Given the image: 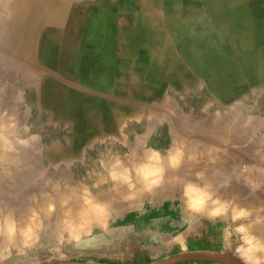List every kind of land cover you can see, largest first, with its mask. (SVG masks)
<instances>
[{"label":"rangeland","instance_id":"1","mask_svg":"<svg viewBox=\"0 0 264 264\" xmlns=\"http://www.w3.org/2000/svg\"><path fill=\"white\" fill-rule=\"evenodd\" d=\"M0 1L5 2L0 5V264H52L62 260L98 263L105 257L99 255L104 249L113 251L117 246L114 227L121 220H130L133 209L148 206L147 200L151 194L159 198L174 197L177 204L195 209L190 204L193 197L185 195L184 187H179L182 182L178 180L187 171L195 173V170L202 171L207 178L218 174V182L213 184L218 195L210 196L209 193L208 196L201 191L203 200L199 209H195L206 208L209 217H217L220 227L228 228L229 241L220 243V251L212 254L233 258L242 264H254L257 260L255 264H264V243H259L264 241V237H261V234L264 235V210L260 208H264V200L241 196L245 187L258 188V183L253 179L260 170L258 167H252V171L248 169L251 160L243 155L242 133L235 134L234 148L218 145L223 136L222 123L225 124L227 120L226 112H263V105L255 99L257 94L246 97L236 95L238 98L233 101L218 100L210 92V88L217 86L206 84L202 79H192L196 76V70L190 68L187 70V80L192 84H187L185 93H182V85L175 83L170 88L168 100L152 102L141 99L133 102L134 105L139 104V109L153 105L155 112L164 110L171 113L168 121L156 118L154 133L125 124L113 134L86 139L87 134L82 131L69 132V112H62V93H52L51 86L58 82L60 87H64L81 59L82 21L69 20L73 16L68 13V6L53 4L60 0ZM206 7L209 19L201 24L202 37L197 41H188V46L197 44L198 49L203 50L204 61L218 53L225 58L232 48V52L235 51V61L232 60L235 68L254 73L263 68L260 69L263 72L264 52L252 47L263 41L257 31L264 25L261 20L264 5H229L222 0L218 5ZM220 64L215 68L225 75L230 64L227 65L226 61ZM220 78L219 81H222ZM218 87L226 90L227 85L223 82ZM134 105L130 108V102L124 101V111L136 110ZM217 112L221 113L217 115ZM73 113L78 115L79 112ZM248 119L236 116L235 125L241 128L244 121L249 122ZM252 139L255 146L252 162L261 159L264 164V134H256ZM145 151L150 152V156ZM228 155L230 160L233 159L230 164L227 163ZM173 156L176 158L172 160ZM133 157L160 166L158 182L149 190L137 192V195L132 193L129 199L119 200L112 196L113 202L105 205V215L98 220L81 224L83 221L79 222L77 218L82 226L79 227L76 221V228L66 227L59 212L62 199L74 201L80 198L83 188H90L94 181L102 177L107 179L110 187L111 180L117 182L124 176H130ZM186 161L192 163L184 164ZM113 164L125 167V170L122 169L120 174L115 171L116 176L111 167ZM251 174L253 179L250 181L248 177ZM199 183L195 180L192 182ZM121 185L125 186L120 181ZM4 220L11 222L8 223L10 227ZM258 220L260 224H257ZM19 227H26L28 230L25 228L23 231L27 230L30 235ZM248 227L250 230L246 229ZM252 227H255L254 231H251ZM242 228L260 246L255 250L257 254L253 252L254 258L258 259L245 260L240 255L239 250L246 245L241 239ZM8 229L12 230H9L11 236L7 234ZM110 230L113 234L108 235Z\"/></svg>","mask_w":264,"mask_h":264},{"label":"crops","instance_id":"2","mask_svg":"<svg viewBox=\"0 0 264 264\" xmlns=\"http://www.w3.org/2000/svg\"><path fill=\"white\" fill-rule=\"evenodd\" d=\"M221 2L222 0L53 2L67 5L68 13L73 16L68 19L81 20L84 28L81 59L75 65L73 75L68 78L70 81L63 88L57 81L54 84L51 81L52 93H62V112H69V132L82 131L87 134L86 139H96L99 135L113 134L125 124H130L141 127L145 132L154 133L156 118L165 122L170 120L171 113L164 110L155 112L153 105L139 109V104L134 105L133 102L141 99L152 102L168 100L170 88L175 83L182 85V93H185L187 84H192L187 80V70L190 68L196 70V76L192 79H202L206 84L217 86L210 88L214 98L233 101L238 98L236 95L246 97L257 94L256 101L264 107V71L260 70L263 68H259L257 73L235 68V51L232 52L231 47L225 58L218 53L208 56L204 61L203 50H199L197 44H187L188 41H197L202 37L201 24L209 19L206 6ZM226 3L252 6L264 5V0H226ZM4 4L5 2L0 1V5ZM261 20L264 21V14ZM257 32L263 41L253 45L252 49L264 52V25ZM222 61L230 64L225 75L215 68ZM219 78L223 80L219 81ZM223 82L227 85L226 90L218 87ZM124 101L130 102V108L136 106V110L124 111ZM54 111L57 112L55 109ZM73 112L79 113L77 115ZM220 113L217 112V115ZM236 116L248 117L249 122L244 121L241 128L236 127ZM226 118V123L221 126V144L218 145L225 144L229 149L234 148L235 134L242 133L243 155L251 160L248 162V169L252 171V167H258L260 170L259 174L253 175L254 179L252 174L248 177L250 181L256 180L258 188L245 187L243 196L264 200V164L261 159L252 162V150L255 148L252 136L264 134V110L226 112ZM229 158L228 155L227 160ZM230 161L233 162V159H229L227 163L230 164ZM191 163L186 161L184 164ZM203 175L202 171H187L184 177L178 178L182 182L179 187L188 191L187 186L194 185L198 190H203L204 195L209 196L210 193V196H217L214 185L218 182V174L209 178L206 174ZM194 180L200 183L192 184ZM185 195L188 196L187 193ZM149 198L148 206L133 209L130 220H121L114 227L116 230L113 233L117 235L115 249H104L99 254L105 256L100 262H86L87 264H154L183 254L218 253L220 243L229 241L228 228L220 227L219 219L209 217L206 208L195 210L179 205L174 197L159 198L151 194ZM260 208L264 210L263 207ZM113 233L110 230L108 235ZM262 242L264 243L260 241ZM175 264L218 263L187 260Z\"/></svg>","mask_w":264,"mask_h":264},{"label":"bare ground","instance_id":"3","mask_svg":"<svg viewBox=\"0 0 264 264\" xmlns=\"http://www.w3.org/2000/svg\"><path fill=\"white\" fill-rule=\"evenodd\" d=\"M11 121V120H10ZM9 122V121H8ZM238 123V122H237ZM9 124V123H8ZM4 125H6V124H4ZM11 125V124H10ZM251 125V124H250ZM9 126V125H8ZM249 126V125H248ZM7 127V126H6ZM16 127V126H15ZM237 127V126H236ZM253 128V127H252ZM12 129V128H11ZM251 129V128H250ZM254 129V128H253ZM14 131V130H13ZM9 133V132H8ZM10 135V134H9ZM234 137V136H233ZM3 138V137H2ZM13 139H14V137H13ZM18 140V139H17ZM2 141V140H1ZM0 141V142H1ZM5 141H6V139H5ZM123 141V140H122ZM9 142V141H8ZM4 144V143H3ZM7 144V143H6ZM136 144V143H135ZM3 146V145H2ZM135 147V146H134ZM137 147V146H136ZM6 148H7V146H6ZM236 148H238V147H236ZM144 149V148H143ZM143 149H141V150H143ZM7 150V149H6ZM176 150V149H175ZM2 151H5V150H2ZM148 151V150H147ZM147 151H145V152H142V153H145V154H148V156H150V152H147ZM244 151V150H243ZM133 152V151H132ZM152 152V151H151ZM175 152V151H174ZM177 152V151H176ZM173 152H171V155H174V154H172ZM178 153V152H177ZM3 155V154H2ZM154 155V154H153ZM171 155H170V157H171ZM196 155V154H195ZM6 156V155H5ZM147 156V155H146ZM151 156H152V154H151ZM254 156V155H253ZM152 157H155V155L154 156H152ZM168 157H169V155H168ZM257 157V156H256ZM3 158V157H2ZM145 158V157H144ZM151 158V157H150ZM174 158H176V156H173L172 157V160L174 159ZM191 158V157H190ZM261 158V157H260ZM147 159V158H146ZM153 159V158H152ZM151 159V160H152ZM142 159L141 158H138V159H136V158H134L133 157V159H132V162L130 163L131 164V174H130V176H124V177H122L123 179L122 180H119V181H115V180H111L110 181V187H108V184H107V179L105 180V179H103V177H102V179H97L98 181H94V185L93 186H91L90 188H89V186L88 187H85V188H83L82 189V192H83V190H85L84 191V193H82L81 192V195L79 196V194L78 193H76V196H79L80 198H76V200H74V201H67L68 199H62V201H61V203H60V206H61V208H60V211L59 212H61V215H63L62 217H63V219H64V224H65V226L67 227H69V228H76L77 227V225H79V227L80 226H82L81 224L82 223H84L85 224V222H92V221H95V220H98V219H100V218H102V217H104V207H105V205H108V204H110L111 202H113V200H112V196H115V198H118L119 200L120 199H123V198H126V199H129L128 197H132V193L134 194V195H137V192L139 193L140 191H145V190H149V189H151L152 188V186H154L155 185V183L156 182H158V180H159V175H160V171H161V168H160V166H158L157 164H153V163H149L148 161H141ZM148 160H149V158H148ZM169 160H171V158H169ZM171 160V161H172ZM176 160V159H175ZM178 160V159H177ZM156 161V160H155ZM171 161H169V162H171ZM218 161V160H217ZM221 162V161H220ZM238 162V161H237ZM116 163H117V161H116ZM211 163V162H210ZM218 163V162H217ZM169 164H171V163H169ZM173 164V163H172ZM171 164V165H172ZM176 164V163H175ZM213 164H214V162H213ZM235 164V163H234ZM224 165V164H223ZM204 166V165H203ZM229 166V165H228ZM112 167V170H113V174L115 173V171H118L119 173L118 174H120V171H122V169L123 168H125V167H122V166H119V165H117V164H113V166H111ZM205 167V166H204ZM231 167H232V165H231ZM110 168V167H109ZM215 168V167H214ZM221 168V167H220ZM233 168V167H232ZM235 168V167H234ZM237 168V167H236ZM6 169V168H5ZM226 169H228V168H226ZM229 169H230V167H229ZM112 170H111V172H112ZM123 170H125V169H123ZM220 170V169H219ZM223 170V169H222ZM224 171V170H223ZM110 172V174L112 175V173ZM125 173V172H124ZM228 173V172H227ZM237 173V172H236ZM116 174V176H117V172L115 173ZM231 174V173H230ZM125 175H127L126 173H125ZM129 175V174H128ZM226 175V174H225ZM115 176V177H116ZM119 176V175H118ZM204 176V175H203ZM224 176V175H223ZM228 176V175H227ZM111 177V176H110ZM121 177V176H120ZM222 177V176H221ZM226 177V176H225ZM233 177V176H232ZM112 178H114V177H112ZM228 178V177H227ZM226 178V179H227ZM230 178V177H229ZM165 180H167V179H165ZM169 180V179H168ZM224 180V179H223ZM222 180V181H223ZM234 180V179H233ZM120 181L121 182H123L124 184H125V186L124 185H121V186H119V184H120ZM218 181V180H217ZM235 181V180H234ZM239 181V180H238ZM210 182V181H209ZM236 182H237V180H236ZM202 183V182H201ZM226 183V182H225ZM228 183V182H227ZM188 184V183H187ZM210 184V183H209ZM82 185V184H81ZM189 185H190V183H189ZM203 185V184H202ZM223 185V184H222ZM221 185V186H222ZM235 185V184H234ZM224 186V185H223ZM197 187V186H196ZM211 187V186H210ZM91 188H93L92 190H90ZM227 188V187H226ZM225 188V189H226ZM231 188V187H230ZM233 188V187H232ZM231 188V189H232ZM230 189V190H231ZM234 189V188H233ZM187 190L188 191H186V193H187V195H189L190 194V196H192L193 197V200H192V203H190L191 205H192V207L193 208H195V209H199V206H201V201L203 200H201V198L203 197L202 195H203V193L201 192V190H198V188H194V187H189V186H187ZM192 190H195L197 193H199V196H196V197H194L193 195H191V192H192ZM236 190V189H235ZM240 190V189H239ZM238 190V191H239ZM77 191V190H76ZM80 191H81V189H80ZM89 191V192H88ZM136 191V192H135ZM203 191V190H202ZM225 192H226V190H225ZM241 192V191H240ZM239 192V193H240ZM224 193V192H223ZM246 193V192H245ZM78 194V195H77ZM83 194V195H82ZM226 194V193H225ZM219 195H220V193H219ZM223 195V194H222ZM229 195H230V192H229ZM240 195H241V193H240ZM69 196V195H68ZM202 196V197H201ZM225 196V195H224ZM227 196V195H226ZM241 196H243V195H241ZM66 197V196H65ZM205 197V196H204ZM232 197V196H231ZM240 197V196H239ZM63 198H64V196H63ZM69 199H70V197H68ZM73 198V197H72ZM212 198V197H211ZM225 199V198H224ZM226 199H227V197H226ZM240 199V198H239ZM72 200V199H71ZM102 202H104V203H102L101 204V201ZM119 200H117V201H119ZM228 200V199H227ZM236 200V199H235ZM244 200H247V199H244ZM250 200V199H249ZM233 201V200H232ZM238 201V200H237ZM251 201H252V199H251ZM227 202V201H226ZM223 203V202H222ZM246 203H249V202H246ZM43 204V203H42ZM214 204V203H213ZM224 204V203H223ZM230 204V203H229ZM252 204V203H251ZM251 204H249V205H251ZM47 205H49V204H47ZM223 206V205H222ZM246 206V205H245ZM248 206V205H247ZM254 207H256L255 205H253ZM2 207V206H1ZM41 207V206H40ZM39 207V208H40ZM43 208H44V206H42ZM224 207V206H223ZM239 207H242V204H241V206H240V204H239ZM251 207V206H250ZM259 207V206H258ZM8 208V207H7ZM29 208V207H28ZM43 208H42V210H43ZM225 208V207H224ZM249 208V207H248ZM225 210V209H224ZM234 210H235V208H234ZM233 210V211H234ZM246 210V209H245ZM248 210V209H247ZM230 211V210H229ZM250 211V210H249ZM256 211V210H255ZM260 211V210H259ZM242 212V211H241ZM212 213V212H211ZM235 213V212H234ZM31 214H32V212H31ZM232 215H233V213H231ZM249 214V213H248ZM253 214V213H252ZM33 215V214H32ZM60 215V214H59ZM245 215V214H244ZM242 216V215H241ZM260 216V215H259ZM5 217V216H4ZM58 217H60V216H58ZM235 217V216H234ZM7 218V217H6ZM6 218H4V219H6ZM20 218V217H19ZM77 218L79 219V222L80 221H83V222H80L81 224H79V222L77 221ZM201 218V217H200ZM25 219V218H24ZM245 219V218H244ZM256 219V218H255ZM23 220V219H22ZM27 220V219H26ZM25 220V221H26ZM9 220H4V222H5V224H7V225H9L8 223H11V222H8ZM32 221H34V220H32ZM76 221L78 222L77 223V225L75 224L76 223ZM247 221H248V219H247ZM241 222V221H240ZM243 222V221H242ZM31 223H33V222H31ZM30 223V225H32ZM35 223V222H34ZM33 223V224H34ZM36 223H38V222H36ZM35 223V224H36ZM256 223V222H255ZM21 224H24V223H22V221H21ZM83 224V225H84ZM257 224H260L259 223V220H258V223ZM26 225V224H25ZM74 225H75V227H74ZM246 225V224H245ZM264 225V224H263ZM6 226V225H5ZM24 225H20V227H23ZM27 227H29L28 226V224L26 225ZM244 226V225H243ZM252 225H250V227H251ZM9 227H10V225H9ZM12 227V226H11ZM19 227V229H21L22 230V232H25V233H28L29 235H30V233L29 232H27V228L26 227H24L23 229L25 230V228L27 229L26 231H23V229L22 228H20ZM32 227V226H31ZM256 227H258V226H256ZM7 228H8V226H7ZM255 228V227H254ZM254 228L252 227L251 229V231H254ZM263 227H261V229H262ZM239 229V228H238ZM241 229V228H240ZM243 229V228H242ZM244 229H245V227H244ZM244 229H243V231L241 230V234H242V238L241 239H243L242 240V243L244 244V242H246V245L244 246V245H242V248H241V250H239L242 254H240V252H239V254L241 255V256H243L244 258H245V260L247 259H251V260H254L255 258H254V256H253V252L254 253H256L255 252V250L258 248V243L256 242V239H253L252 240V237H250V235L248 236V232H247V230H245L244 231ZM246 229H249V227L248 228H246ZM6 230V229H5ZM9 230H11V229H8V232H7V234L9 235V236H11V233H9V232H11V231H9ZM31 230V229H30ZM29 230V231H30ZM250 230V229H249ZM248 230V231H249ZM258 230H260L259 228H258ZM257 230V231H258ZM251 231H249L250 232V234H251ZM261 231V230H260ZM255 233V232H254ZM258 233V232H257ZM22 235V234H21ZM27 235V234H26ZM253 235V234H252ZM23 236H24V233H23ZM255 236L256 235H254L253 237L255 238ZM263 236V235H262ZM261 236V237H262ZM26 237H30V236H25V238ZM258 237V236H257ZM211 240V239H210ZM255 240V241H254ZM259 242V241H258ZM260 243V242H259ZM263 243V242H262ZM237 246H239V245H237ZM235 247V246H234ZM260 247V246H259ZM239 249V248H238ZM238 249L237 250H235L236 252L238 251ZM259 249V248H258ZM257 249V250H258ZM257 254V253H256ZM263 254V253H262ZM229 255V254H228ZM258 255H259V253H258ZM257 255V256H258ZM264 255V254H263ZM239 256V255H238ZM240 256V257H241ZM256 256V255H255ZM227 257V256H226ZM233 257V256H232ZM225 258V257H224ZM256 259H258V258H256ZM259 259H261V258H259ZM242 260V259H241ZM264 260V259H263ZM258 261V260H257ZM257 261H255V262H253L254 264L255 263H257ZM262 262V261H261ZM264 262V261H263ZM252 263V262H251ZM262 264V263H261Z\"/></svg>","mask_w":264,"mask_h":264},{"label":"water","instance_id":"4","mask_svg":"<svg viewBox=\"0 0 264 264\" xmlns=\"http://www.w3.org/2000/svg\"><path fill=\"white\" fill-rule=\"evenodd\" d=\"M187 260H206V261H212L216 263L221 264H242L241 262L233 259V258H223L218 254H212V253H192V254H183L171 257L169 259H165L159 262H156L154 264H175ZM52 264H87L77 261H71V260H62L58 262H54Z\"/></svg>","mask_w":264,"mask_h":264},{"label":"clouds","instance_id":"5","mask_svg":"<svg viewBox=\"0 0 264 264\" xmlns=\"http://www.w3.org/2000/svg\"><path fill=\"white\" fill-rule=\"evenodd\" d=\"M191 195H193L194 197H196V196H199V193H197L195 190H192Z\"/></svg>","mask_w":264,"mask_h":264}]
</instances>
